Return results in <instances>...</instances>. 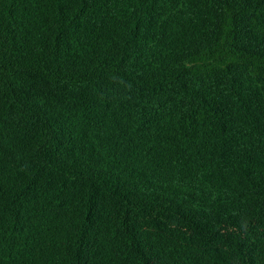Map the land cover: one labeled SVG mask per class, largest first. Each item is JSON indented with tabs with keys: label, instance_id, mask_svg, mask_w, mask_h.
Returning a JSON list of instances; mask_svg holds the SVG:
<instances>
[{
	"label": "trees",
	"instance_id": "1",
	"mask_svg": "<svg viewBox=\"0 0 264 264\" xmlns=\"http://www.w3.org/2000/svg\"><path fill=\"white\" fill-rule=\"evenodd\" d=\"M0 264H264V0H0Z\"/></svg>",
	"mask_w": 264,
	"mask_h": 264
}]
</instances>
